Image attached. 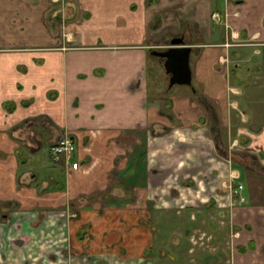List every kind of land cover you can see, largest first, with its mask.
<instances>
[{
	"label": "crops",
	"instance_id": "1",
	"mask_svg": "<svg viewBox=\"0 0 264 264\" xmlns=\"http://www.w3.org/2000/svg\"><path fill=\"white\" fill-rule=\"evenodd\" d=\"M156 32L161 41L170 35V42L180 37L191 47L192 85L152 100L147 43ZM65 34L75 46L62 47ZM262 42L264 0H0V225L14 220L21 237L38 239L41 233L27 227L66 223L63 248L73 264H129L134 248L125 236L131 227L130 243L132 235L139 238L137 212L147 210L153 227V211L172 208L173 187L202 200V179L217 170L239 174L242 185L244 201L232 209L245 234L234 264H264ZM65 132L79 133L75 157L82 169L57 165L71 183H83L69 185L67 197L58 186L25 184L33 162L44 163L40 175L53 176L49 148ZM225 134L226 150L214 151L211 141L227 142ZM236 152L248 164L233 167ZM115 157L119 174L136 184L138 196L128 205L134 219H110L116 210L88 201L76 205L81 194L104 191ZM188 177L196 178L195 188L179 184ZM232 199L226 192L216 200ZM0 243L5 260L12 250L3 230ZM144 246L131 264H147Z\"/></svg>",
	"mask_w": 264,
	"mask_h": 264
},
{
	"label": "rangeland",
	"instance_id": "2",
	"mask_svg": "<svg viewBox=\"0 0 264 264\" xmlns=\"http://www.w3.org/2000/svg\"><path fill=\"white\" fill-rule=\"evenodd\" d=\"M109 20L116 22L115 19ZM159 33L160 32H156V34H153L152 39L147 43L148 55L150 56V63L148 65L150 81L149 91L152 100H156V95L159 93L161 94L169 88L171 91H176L189 89V86L192 85L191 82L190 85L174 84L171 87H168L169 74L165 71L163 65L164 59L153 54L152 51L167 49L171 44L168 39L170 35H166L161 41L162 35H159ZM65 35H63V37H65ZM66 36L65 40H63L66 42V45L62 47L75 46L73 40L70 38L71 35ZM150 52L151 54H149ZM207 116H210V114L204 115V119H207ZM171 130H176V128H172ZM218 133L221 135L220 132L216 131L217 135ZM224 133L227 132L225 131ZM65 134L67 133H62L61 137ZM68 134L76 136V139L79 138V133L77 132H68ZM129 136L131 137V135ZM225 139L227 142L224 141V143H221V140L215 142L210 140L212 142L211 144H213L214 151L218 152V150H226L229 143L228 139L230 138L227 137ZM220 144L222 145L220 146ZM88 147L90 148V145ZM193 147H191V150H193ZM30 148L34 149L35 147ZM131 148V141H127L125 143L127 155ZM233 149L234 147L232 150ZM217 155L224 157L222 153H217ZM235 159L237 162L235 165L233 164V167H238L239 164L243 165L242 163L248 164V161H244L248 160V157H243L239 152L235 153ZM52 161L54 163L52 166L54 169L51 171L53 176L50 175L49 177H46V172L44 174L42 173L43 175H40L37 172V167L42 168L44 163L40 161L37 163L33 162L34 165L29 168L23 182L25 184H32L37 188L45 187L46 185L49 187L53 186L54 188L58 186L61 191H64L65 197H67L69 185H80L84 180L77 179L75 181L73 180L71 183L67 176H63V170L57 165L58 163L62 165L61 162H55V159ZM114 163L116 169H113L111 171L113 173H111L106 179L107 182L105 183L106 187L104 191L100 193H83L81 194L82 200H79L76 205H79L78 203H80L81 206L85 203L84 201H88L92 207L98 204V207H101V210L103 208H109L114 211L116 210L117 213L109 214L110 219H113L114 217L127 218V216L134 219L137 211L129 210L131 208L128 205L131 204L130 201H133V198L129 199L130 197L138 196L137 194H132V190H135L136 184L133 185L131 177H129L130 175H127V173L124 177L119 174V169L121 168L120 157L116 158ZM46 171H48V169H46ZM212 174L213 177L202 179L205 186L202 200L199 199L195 202V197L192 194H188L186 198L184 195L180 194L178 187H173L171 194L173 202L171 206L172 208L166 211H153L152 215H155L156 220L155 224L152 225L153 227L147 225L148 220H152L148 217L147 210L137 212L139 215L136 218H140L141 221L140 224H137L139 230L136 232L139 238L136 239L135 235H132L133 242L130 243L131 227L130 232H127V235L125 236V239L129 240V244L134 248L132 253L127 252L128 257H131L129 258V264L133 261V256L137 254L136 252L140 251V244L145 245V249H149L145 252L144 261L147 264H234V251L238 250L241 252V249L239 250L238 247L241 244L240 242H242L241 236L245 234L244 229H241L240 227L241 225L239 224V221L237 222L234 220V210L232 209L235 206L238 207L243 200L239 197L240 193H237L236 195L238 196H235V193L231 190V187L236 185L237 181L240 179V175L238 174L235 175V177H232L231 175L219 174L217 170L212 172ZM37 175L38 177H35ZM173 180L176 179L174 178ZM179 182L180 185H184L188 188H195L196 186V178L194 179L193 177H188L187 180L181 179ZM45 189L43 190V193H48ZM214 189L215 194H211L210 191H214ZM224 192H229L231 197H236V199H232V203L230 204L218 205L216 199L219 198V196H224ZM136 200L137 199H135V201ZM110 206L114 207L112 208ZM115 207L117 209H115ZM46 211L49 210L46 209ZM242 215L243 212L241 211L235 216L237 219H241ZM13 222L14 220L9 223L4 222L7 223L6 225H0V230H3L7 235L6 245H8L10 251L12 250V255L10 256L8 255L10 254V251L6 252L8 256L5 257V260L4 258H0V264H3V262L6 264H73V262H71L73 258H66L65 252H67V250L63 248L65 246V234L63 231L66 223L65 225H58L51 221L52 223H50L47 228L34 226L27 227L28 230L32 231L34 236L39 232L43 236L40 237L38 235V239H30L29 236H24V238L23 236L21 237L22 232L20 227L16 226ZM85 232L87 233V229H85ZM110 237L111 239L115 238V234H112ZM115 240L117 244L120 243L121 245L120 240ZM114 243L115 242H112V245L110 246H113ZM38 247H43V251L39 253L37 251ZM121 247L120 252L125 253L127 248L124 246ZM1 254H4V251H1ZM239 261L240 260L237 259L236 263L243 264V262L240 261L239 263Z\"/></svg>",
	"mask_w": 264,
	"mask_h": 264
},
{
	"label": "water",
	"instance_id": "3",
	"mask_svg": "<svg viewBox=\"0 0 264 264\" xmlns=\"http://www.w3.org/2000/svg\"><path fill=\"white\" fill-rule=\"evenodd\" d=\"M165 50L152 51L164 59L163 65L169 74V87L174 84L190 85L192 82V71L190 67L191 47L183 43V39L176 37Z\"/></svg>",
	"mask_w": 264,
	"mask_h": 264
},
{
	"label": "built area",
	"instance_id": "4",
	"mask_svg": "<svg viewBox=\"0 0 264 264\" xmlns=\"http://www.w3.org/2000/svg\"><path fill=\"white\" fill-rule=\"evenodd\" d=\"M261 47H264V42L260 43ZM77 137L70 134H65L55 141L49 148V152L52 155L53 159L57 162L72 170H81L82 164L80 159L75 157L76 154V139ZM231 187V186H230ZM242 185L239 184L236 187H231L233 193H240ZM241 198V197H240Z\"/></svg>",
	"mask_w": 264,
	"mask_h": 264
},
{
	"label": "trees",
	"instance_id": "5",
	"mask_svg": "<svg viewBox=\"0 0 264 264\" xmlns=\"http://www.w3.org/2000/svg\"><path fill=\"white\" fill-rule=\"evenodd\" d=\"M238 184H236V185H234L235 187L237 186ZM237 193H235V196H238V195H236Z\"/></svg>",
	"mask_w": 264,
	"mask_h": 264
}]
</instances>
